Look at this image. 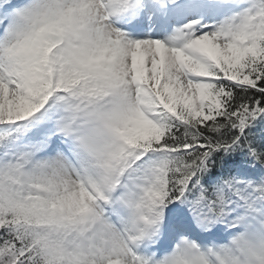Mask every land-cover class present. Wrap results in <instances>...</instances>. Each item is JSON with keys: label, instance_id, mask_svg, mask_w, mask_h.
I'll use <instances>...</instances> for the list:
<instances>
[{"label": "snow or ice", "instance_id": "snow-or-ice-1", "mask_svg": "<svg viewBox=\"0 0 264 264\" xmlns=\"http://www.w3.org/2000/svg\"><path fill=\"white\" fill-rule=\"evenodd\" d=\"M0 264H264V0H0Z\"/></svg>", "mask_w": 264, "mask_h": 264}]
</instances>
